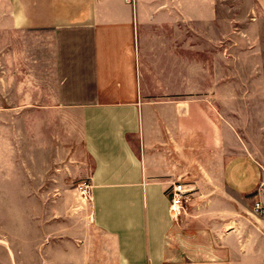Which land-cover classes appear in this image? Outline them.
Segmentation results:
<instances>
[{"label": "crops", "instance_id": "obj_1", "mask_svg": "<svg viewBox=\"0 0 264 264\" xmlns=\"http://www.w3.org/2000/svg\"><path fill=\"white\" fill-rule=\"evenodd\" d=\"M226 43L247 56L226 64ZM8 79L12 113L78 135L114 264H264V0H0ZM177 180L212 196L193 224L169 216Z\"/></svg>", "mask_w": 264, "mask_h": 264}, {"label": "rangeland", "instance_id": "obj_2", "mask_svg": "<svg viewBox=\"0 0 264 264\" xmlns=\"http://www.w3.org/2000/svg\"><path fill=\"white\" fill-rule=\"evenodd\" d=\"M233 36L239 41L245 38L241 33ZM225 49L226 64L228 57L238 61L247 56L233 43H226ZM233 69V65H227V72ZM241 71L244 77L249 76L248 65H243ZM1 84L0 264H78L82 253L90 264H114L102 245L109 240L93 225L89 195L80 188L89 185L91 163L83 158L78 135L50 125V114L40 110L12 113L11 106L27 103V97L11 96L9 79ZM252 85L250 80L242 82L244 90ZM233 88L234 83H229L228 89ZM244 101L250 103L251 98L245 96ZM190 183L183 182L188 189L183 212L191 211L195 200L210 204L212 198L194 197ZM192 215L181 213L177 220L193 224L196 217ZM82 244L87 246L82 252L72 248ZM182 248L179 242L175 244L177 254L181 255ZM177 258L174 264H184L180 256ZM205 262L216 264L210 259ZM235 262L247 264L252 258L238 257Z\"/></svg>", "mask_w": 264, "mask_h": 264}, {"label": "built area", "instance_id": "obj_3", "mask_svg": "<svg viewBox=\"0 0 264 264\" xmlns=\"http://www.w3.org/2000/svg\"><path fill=\"white\" fill-rule=\"evenodd\" d=\"M80 188H82V191L85 194H88L90 196L89 185H82L80 186ZM187 194L188 189L186 188V185H184L179 180L171 183L170 187L167 188L166 195L169 201L168 212L169 216H171L172 219L177 220L178 217L181 216V213H183V199L187 196ZM254 209L256 212L264 214V210L262 209V207H260L259 203H255Z\"/></svg>", "mask_w": 264, "mask_h": 264}]
</instances>
